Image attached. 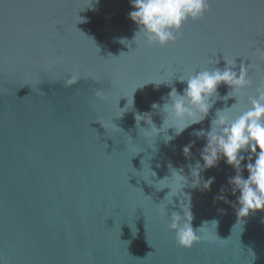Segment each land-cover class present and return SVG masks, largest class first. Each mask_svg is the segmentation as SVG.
I'll return each instance as SVG.
<instances>
[{"label":"water","instance_id":"1","mask_svg":"<svg viewBox=\"0 0 264 264\" xmlns=\"http://www.w3.org/2000/svg\"><path fill=\"white\" fill-rule=\"evenodd\" d=\"M210 9L159 48L135 40L131 0H0V264H264V212L238 223L235 169L221 159L200 173L215 178L210 190L191 186L207 143L194 133L236 98L216 100L179 136L169 129L170 141L150 131L164 120L152 105L186 87L154 83L236 61L252 85L234 114L264 84V0ZM173 169L188 180L182 190L159 183ZM221 187L227 202L215 199ZM190 205L202 239L185 250L169 223Z\"/></svg>","mask_w":264,"mask_h":264},{"label":"clouds","instance_id":"2","mask_svg":"<svg viewBox=\"0 0 264 264\" xmlns=\"http://www.w3.org/2000/svg\"><path fill=\"white\" fill-rule=\"evenodd\" d=\"M96 2L99 3V0ZM131 5L134 10L129 13V18L138 26L135 40L139 36L144 45L159 48L174 44L182 34L183 26L189 20H200L211 10L210 0H131ZM124 41L126 40L121 38V42ZM261 54H264V50H261ZM224 61L226 66L223 69L216 66L199 69L187 76L179 75L171 83H154L157 86L161 84L171 86L174 80H178L186 84V87L181 93L172 86L162 107L155 103L152 105L153 108L162 111L164 120L160 129H157L152 122L150 131L158 135L163 132L165 140L170 141L174 137L167 135L169 129H173L175 136H179L191 126L203 122L209 116L216 100L222 98L227 101L233 97L236 98L237 102L232 107L216 111L208 131L198 130L194 133L198 138L206 137L207 143L201 151L203 165L197 161L194 166L189 165V168L193 178L191 186L202 187L203 190H210L215 178L203 180L200 176L202 170L218 166L221 159L235 169L236 175L229 178V184L232 187V194L238 193V207L233 206L239 223L250 214L264 212V84L257 87L254 96L248 98L246 107L234 114L233 109L239 103L238 97L246 93L252 81L244 67L241 66L239 73L233 70L236 67V61L229 62L225 59ZM219 62L217 60L216 65ZM74 81L75 77L68 83L71 84ZM222 84L230 89L224 97H221L218 92ZM143 116L146 115H136L138 125L141 121L139 118ZM191 146V144L186 145L183 149L186 157L191 154ZM248 152L251 154L247 156L248 176L245 178L243 162L246 158L244 154ZM166 180L179 184L181 190L188 184L182 170L173 169L171 178L166 177L159 183ZM167 188L172 191L171 187ZM220 193L215 199L227 202L223 195V187ZM190 209L191 205L186 214L183 208V217L173 213L169 223V230L174 233L177 245L185 250H191L197 241L202 239L203 227L194 231ZM211 223L217 224L216 221Z\"/></svg>","mask_w":264,"mask_h":264}]
</instances>
